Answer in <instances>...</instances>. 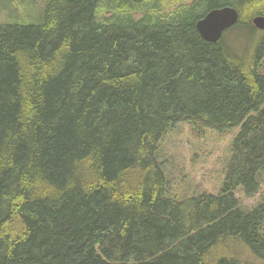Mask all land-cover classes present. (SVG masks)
Masks as SVG:
<instances>
[{"label":"trees","instance_id":"obj_1","mask_svg":"<svg viewBox=\"0 0 264 264\" xmlns=\"http://www.w3.org/2000/svg\"><path fill=\"white\" fill-rule=\"evenodd\" d=\"M238 22L210 42L209 11ZM264 0H0V264H264ZM240 42V44H239ZM240 127L218 194L170 196L178 124Z\"/></svg>","mask_w":264,"mask_h":264},{"label":"rangeland","instance_id":"obj_2","mask_svg":"<svg viewBox=\"0 0 264 264\" xmlns=\"http://www.w3.org/2000/svg\"><path fill=\"white\" fill-rule=\"evenodd\" d=\"M240 44V42H239ZM240 127L225 130L178 124L161 142V158L170 181V196L186 199L202 192L218 194L226 174L231 145ZM264 179V175L261 176ZM237 192L242 207L251 209L264 201V183L252 196Z\"/></svg>","mask_w":264,"mask_h":264},{"label":"water","instance_id":"obj_3","mask_svg":"<svg viewBox=\"0 0 264 264\" xmlns=\"http://www.w3.org/2000/svg\"><path fill=\"white\" fill-rule=\"evenodd\" d=\"M239 16V11L235 7L215 8L200 19L196 27L204 39L214 43L223 37L228 28L238 22ZM253 23L257 28L264 30V16L255 17Z\"/></svg>","mask_w":264,"mask_h":264},{"label":"bare ground","instance_id":"obj_4","mask_svg":"<svg viewBox=\"0 0 264 264\" xmlns=\"http://www.w3.org/2000/svg\"><path fill=\"white\" fill-rule=\"evenodd\" d=\"M222 38H223V37H222ZM222 38H221V39H222Z\"/></svg>","mask_w":264,"mask_h":264}]
</instances>
